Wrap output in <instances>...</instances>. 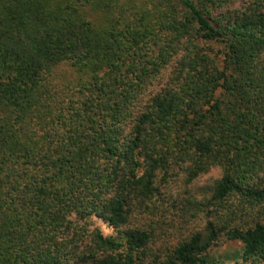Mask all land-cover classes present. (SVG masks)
Here are the masks:
<instances>
[{"label": "trees", "instance_id": "trees-1", "mask_svg": "<svg viewBox=\"0 0 264 264\" xmlns=\"http://www.w3.org/2000/svg\"><path fill=\"white\" fill-rule=\"evenodd\" d=\"M224 240L264 260V0H0V264H231Z\"/></svg>", "mask_w": 264, "mask_h": 264}, {"label": "rangeland", "instance_id": "rangeland-1", "mask_svg": "<svg viewBox=\"0 0 264 264\" xmlns=\"http://www.w3.org/2000/svg\"><path fill=\"white\" fill-rule=\"evenodd\" d=\"M219 171L217 169H210L206 173L201 174L195 181L185 185L177 187L179 192L180 201L178 206L180 208L186 207L185 201L189 195L198 199L205 191L206 187H209L213 180L218 176ZM188 208V205H187ZM85 224L90 228H97L103 235H114V229L108 225L103 219L96 215H90L85 219ZM174 236L178 234L175 230L173 231ZM210 256L215 259H220L225 263L231 264H264V260L259 262H245L242 263L240 260V245L237 241L224 240L220 242L216 247L211 248L209 252Z\"/></svg>", "mask_w": 264, "mask_h": 264}]
</instances>
